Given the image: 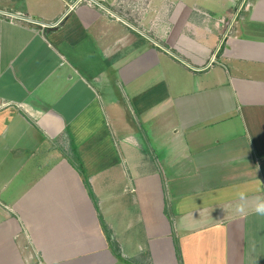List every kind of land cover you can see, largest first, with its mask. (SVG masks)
I'll use <instances>...</instances> for the list:
<instances>
[{
    "label": "crops",
    "instance_id": "crops-1",
    "mask_svg": "<svg viewBox=\"0 0 264 264\" xmlns=\"http://www.w3.org/2000/svg\"><path fill=\"white\" fill-rule=\"evenodd\" d=\"M75 1L0 0V264H264V0Z\"/></svg>",
    "mask_w": 264,
    "mask_h": 264
},
{
    "label": "built area",
    "instance_id": "built-area-1",
    "mask_svg": "<svg viewBox=\"0 0 264 264\" xmlns=\"http://www.w3.org/2000/svg\"><path fill=\"white\" fill-rule=\"evenodd\" d=\"M246 1L247 0H242V2L237 6L235 11L233 12L232 17L230 18V20H229V22L227 24V27L225 29V32H224V35H223V38H222V42H221L220 46L218 47L217 52L214 55H212L208 66H212L216 62V60H217V56L216 55L220 51V49L222 48V46L224 45L226 40L228 39L227 36L230 33V31L233 29V24L237 21V18L239 16L240 12L245 8ZM101 2H102V0H76L74 3H72L71 5L68 6L67 13H70L76 7H78L80 5H87V6H90V7L103 8ZM0 16L7 17L9 20L18 22L20 24H28V25H33V26L38 25L33 20H30V19H27V18H23V17H20V16L8 15V14H6L4 12H0ZM192 70L198 71L197 69H194V68H192Z\"/></svg>",
    "mask_w": 264,
    "mask_h": 264
},
{
    "label": "rangeland",
    "instance_id": "rangeland-1",
    "mask_svg": "<svg viewBox=\"0 0 264 264\" xmlns=\"http://www.w3.org/2000/svg\"><path fill=\"white\" fill-rule=\"evenodd\" d=\"M117 2H118V3H117L118 6H122V4H120V0H118ZM117 4L114 5V6H115V7L113 8L114 10H112L113 14H115V15L117 14L118 11H120V10H117V8H116ZM129 5H130V4H129ZM129 5H128V7H129ZM110 9H111V8H110ZM131 197H134V196H133L132 194H127V197H125V198H120L122 204L124 203L123 205L128 209V212H127V210H126V215H128V216H132V215H134V213L132 212L131 208H128V206H129L128 203H129L130 200H132ZM124 206H123V207H124ZM126 208H125V209H126ZM127 213H128V214H127Z\"/></svg>",
    "mask_w": 264,
    "mask_h": 264
},
{
    "label": "clouds",
    "instance_id": "clouds-1",
    "mask_svg": "<svg viewBox=\"0 0 264 264\" xmlns=\"http://www.w3.org/2000/svg\"><path fill=\"white\" fill-rule=\"evenodd\" d=\"M255 212L260 215L264 216V200L259 201L255 206Z\"/></svg>",
    "mask_w": 264,
    "mask_h": 264
},
{
    "label": "trees",
    "instance_id": "trees-1",
    "mask_svg": "<svg viewBox=\"0 0 264 264\" xmlns=\"http://www.w3.org/2000/svg\"><path fill=\"white\" fill-rule=\"evenodd\" d=\"M73 152H75V150L73 149ZM77 170H78V173L80 174V175H82L83 174V170H82V167L81 166H78V168H77ZM84 179V183H86V179H85V177L83 178ZM87 184V183H86Z\"/></svg>",
    "mask_w": 264,
    "mask_h": 264
}]
</instances>
